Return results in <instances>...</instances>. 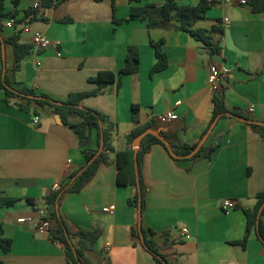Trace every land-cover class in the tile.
<instances>
[{"label": "crops", "instance_id": "obj_1", "mask_svg": "<svg viewBox=\"0 0 264 264\" xmlns=\"http://www.w3.org/2000/svg\"><path fill=\"white\" fill-rule=\"evenodd\" d=\"M15 1L5 3L3 39L18 35L21 43L34 46V34L40 32L55 44L46 50L34 46L16 73L13 46L6 44L7 71L19 87L66 100L72 93L97 89L89 79L100 72L116 75L113 84L83 103L114 124L113 150L90 183L67 195L61 208L70 231H99L93 249L85 253L88 260L156 264L142 239L134 236L139 213L129 204L133 188L118 184L117 157L136 128L132 108L137 106L141 125L164 128L175 142L191 146L208 135L203 146H217L212 159L205 153L192 160L174 159L161 145L146 154L142 176L149 190L142 227L148 238L171 264H264V244L256 232L245 247L232 244L245 238L244 211L253 209L257 195L264 192V129L257 131L230 116L213 122L215 93L210 85V68L217 65L225 74L220 93L229 113H241L264 127V10L252 2L239 6L216 0L195 26L211 32V42L220 48L214 54L209 45L180 30L177 22L149 29L139 19L126 21L132 8L161 6L165 0ZM176 1L184 6L200 2ZM7 20H14V28L4 26ZM214 27L224 34L213 33ZM153 42H163L168 62L165 70L155 73ZM130 46L138 48L140 69L123 74ZM168 112L179 119L167 125L154 120ZM35 116L40 118L37 125ZM87 147L98 149L97 132ZM85 164L78 135L59 114L50 107L24 111L7 103L0 90V198L17 200L0 207L4 236L12 241L8 253L0 249L4 264H70L62 245L49 232L38 230L36 205ZM227 199L237 203L235 209H224ZM106 207H114V214L104 212ZM22 218L32 221L20 223Z\"/></svg>", "mask_w": 264, "mask_h": 264}, {"label": "trees", "instance_id": "obj_2", "mask_svg": "<svg viewBox=\"0 0 264 264\" xmlns=\"http://www.w3.org/2000/svg\"><path fill=\"white\" fill-rule=\"evenodd\" d=\"M101 2L103 0H94ZM139 1V0H131ZM6 0H0V90L3 91L5 101L9 104L14 103L20 109L30 112L33 106L40 108L50 107L54 112L59 114L66 125H70L78 135L79 145L86 158L85 166L73 172L68 176L66 181L62 184L59 191L50 193L46 197L47 212L52 221V229L49 231L53 241L58 242L64 248L70 264H92L86 257V251L92 250L95 242L98 240L100 233L99 231H77L72 232L69 230L66 220L61 213V208L64 199L70 193L81 192L88 183L95 177L98 170L102 165H106L109 158L108 151L113 150L112 138L114 131V124L109 122V119L97 110L87 108L84 106V101L91 97H95L103 92V90L113 84L116 81V75L112 72L104 71L100 72L96 77L89 79L90 82L96 83L98 88L93 91L75 92L70 94L66 100H56L50 97L46 93H38L33 89L26 87H19L15 80L10 76L11 70L7 71L5 82L3 81V59H2V42L1 37L4 32L3 20L8 17L5 13ZM18 4V0L15 1ZM254 7L257 10H264V2L262 0H252ZM210 4L207 0H200L197 6H184L180 5L176 0H165L164 4L159 6L156 3H148L142 8H132L131 16L128 20L139 19L146 22L149 29L158 27H167L170 22L179 23L178 28L184 32H187L192 37L196 38L209 45L214 54L219 53L220 48L217 44L211 42L210 33L204 29H196V23L206 17L207 11L210 8ZM117 23H122V20H115ZM213 33L223 35L224 31L221 28L214 27ZM3 38V37H2ZM5 44L13 46L14 52V68L13 73H16L21 68L22 63L30 56L34 46L32 44H25L20 42L18 35L12 36L8 39H4ZM156 49L157 63L153 67L152 73L165 70L168 66L167 57L162 50L163 42H153ZM140 69V54L137 47L130 46L128 48L126 65L121 70L123 74H133L138 72ZM7 83L11 88L6 87ZM15 91H14V90ZM34 96V98L29 97ZM213 122L218 118H227L229 113L225 97L223 93H215L213 98ZM37 114V112H35ZM139 108L133 106L132 118L136 124V128L132 130L127 138L128 147L118 153L117 165H118V184L121 186H130L133 188V194L129 199V204L132 205L139 213L140 207L142 215L146 209V196L148 193V186L145 184L142 176V165L144 157L149 153L154 145H161L168 150L164 142H162L156 136L148 134L142 139L141 147L138 151V155L135 156L132 144L134 140L145 131L152 129L160 131V134L165 138L166 141L170 142L174 153L181 158L174 159H187L189 155L197 145H187L180 142H175L164 128H159L153 124L141 125L138 118ZM237 115L243 117L241 113ZM72 118H78V122H72ZM251 126L260 131L264 129L263 126L257 124H251ZM94 132L98 135V149L92 150L87 146L91 140ZM264 136V134H263ZM102 147V151L100 149ZM217 146H203L200 151L192 158L196 159L205 153L207 158L212 159L213 154ZM169 151V150H168ZM136 163L138 165L139 182L136 174ZM257 203L253 209H246L244 212L247 218L246 235L242 241L232 242L234 245L246 246V243L253 232L258 234L257 220L261 208L264 205V192L260 193L256 197ZM17 200L11 198H0V207L11 206L16 203ZM32 202L31 200H29ZM34 203V202H33ZM62 218V225L58 209ZM264 208L261 213V219L259 224V234L262 237L264 244ZM68 231L69 237L65 233V228ZM142 233L145 237V246L147 250L153 255L156 264H165L164 260L171 264L166 255L161 250L162 248L153 240L149 239L144 227H142ZM152 237L156 235L154 231L150 232ZM258 234V237H259ZM134 236L138 240L141 239V232L139 226L134 231ZM76 239L79 241L76 242ZM12 241L5 238L2 224L0 223V249L4 253H8L11 249ZM162 259H161V258ZM0 264H4L3 260L0 259Z\"/></svg>", "mask_w": 264, "mask_h": 264}, {"label": "built area", "instance_id": "obj_3", "mask_svg": "<svg viewBox=\"0 0 264 264\" xmlns=\"http://www.w3.org/2000/svg\"><path fill=\"white\" fill-rule=\"evenodd\" d=\"M210 5H213L216 0H207ZM223 2H231L235 5L239 6H249L252 2V0H221ZM36 7L39 6V3L35 4ZM228 21V20H226ZM14 20H7L5 22L6 28H14ZM33 44L36 48L40 50H46L50 48L51 46H54V42L45 36L43 33L37 32L34 34L33 37ZM225 74L224 72L217 66L212 65L210 68V85L212 89L214 90V93H220L223 87ZM255 111V107L251 106L249 108V112L253 113ZM179 119V116L175 112H168L165 114H160L157 117L154 118L155 121L162 125H167L173 122H176ZM40 118L38 116H35L33 119L34 124H39ZM110 153V151H108ZM62 184L56 185L52 188L50 193L57 192L61 189ZM237 206V203L234 200L227 199L223 202V207L226 211H230L235 209ZM104 212L114 214L115 208L114 207H106L104 208ZM36 214H37V228L38 230L42 232H49L52 229V221L48 215L47 212V203L46 200L42 201L41 203H38L36 205ZM32 221V218H22L19 219L20 223H26ZM186 234V238H190L188 229H184L183 231Z\"/></svg>", "mask_w": 264, "mask_h": 264}, {"label": "water", "instance_id": "obj_4", "mask_svg": "<svg viewBox=\"0 0 264 264\" xmlns=\"http://www.w3.org/2000/svg\"><path fill=\"white\" fill-rule=\"evenodd\" d=\"M1 42H2L3 63H4L3 74H2V76H3V81L5 82L6 74H7V66H6V44H5L4 39H3L2 37H1ZM5 85H6V87L11 88L7 83H5ZM13 90H14V89H13ZM14 91H15V90H14ZM29 97L34 98V96H29ZM226 115H227V116H230V117H232V118H235V119H237V120H239V121H242V122H247V123H250V124H259V125H263V123L256 122V121H252V120H249V119L243 118V117L238 116V115L233 114V113H228V114H226ZM218 119H219V118H218ZM217 121H218V120H216L215 123H216ZM215 123L213 124V126L215 125ZM160 131H161V130L156 131V130L149 129V130L145 131L144 133H142L140 136H138V137L134 140V142H133V144H132L133 150L135 151V156L138 155V151H139V149H140V147H141L142 139H143L145 136H147L148 134H151V135L156 136L157 138H159L162 142H164V144H165L166 147L168 148L170 154H171L174 158H181V157L177 156V155L174 153V151H173V149H172V147H171L170 142H168V141L165 140V138L160 134ZM262 132H264V130H263ZM207 137H208V135H207L206 138H204V140H203V141H202V142H201V143H200V144H199V145H198V146H197V147H196V148H195V149H194L189 155H187L185 158L190 159V158L194 157V156L200 151V149L202 148V146L204 145V143H205ZM101 151H102V147H101V149H100V152H101ZM136 169H137V171H136V174H137V180H138V182H139V174H138V165H137V163H136ZM263 208H264V205H263V207H262L261 210H260V213H259V216H258V220H257L258 234H259L260 218H261V213H262ZM57 209H58V208H57ZM58 215H59V219H60L62 225L64 226V223L62 222V218H61V215H60V211H59V209H58ZM64 228H65V227H64ZM139 231L141 232V239H142V241H143L144 244H145V237H144V235H143V233H142V212H141V207H140V210H139ZM65 233H66V235L69 237V234H68V231H67L66 228H65ZM259 238H260V240H262V237L260 236V234H259ZM262 241H263V240H262ZM160 258H161V257H160ZM161 259H162V258H161ZM164 263H165V264H168L165 260H164Z\"/></svg>", "mask_w": 264, "mask_h": 264}]
</instances>
